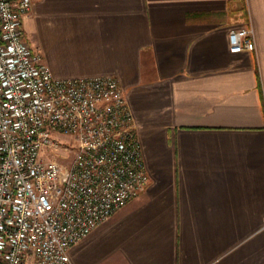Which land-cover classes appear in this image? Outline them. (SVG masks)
Instances as JSON below:
<instances>
[{"label": "crops", "instance_id": "0c3cea01", "mask_svg": "<svg viewBox=\"0 0 264 264\" xmlns=\"http://www.w3.org/2000/svg\"><path fill=\"white\" fill-rule=\"evenodd\" d=\"M56 77L114 75L149 183L74 264H264V0H31ZM251 26L254 46L229 51Z\"/></svg>", "mask_w": 264, "mask_h": 264}, {"label": "built area", "instance_id": "2783aa9c", "mask_svg": "<svg viewBox=\"0 0 264 264\" xmlns=\"http://www.w3.org/2000/svg\"><path fill=\"white\" fill-rule=\"evenodd\" d=\"M31 6L0 0V264H74L71 246L149 173L118 78L56 77L26 36ZM253 33L231 29L229 51L253 48Z\"/></svg>", "mask_w": 264, "mask_h": 264}, {"label": "rangeland", "instance_id": "374dc122", "mask_svg": "<svg viewBox=\"0 0 264 264\" xmlns=\"http://www.w3.org/2000/svg\"><path fill=\"white\" fill-rule=\"evenodd\" d=\"M71 157H72V152H68L65 157L61 158V161L66 163L71 159Z\"/></svg>", "mask_w": 264, "mask_h": 264}]
</instances>
